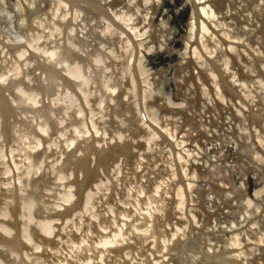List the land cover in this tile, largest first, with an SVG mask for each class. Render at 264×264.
<instances>
[{
    "label": "rangeland",
    "instance_id": "374dc122",
    "mask_svg": "<svg viewBox=\"0 0 264 264\" xmlns=\"http://www.w3.org/2000/svg\"><path fill=\"white\" fill-rule=\"evenodd\" d=\"M85 2L102 13L87 11V4L80 14L55 0H0V44L9 46L0 45L2 79L27 73L19 53L28 46L65 57L88 50L83 63L96 62L87 75L88 105L80 99L67 103L76 122L65 129L69 122L61 111L51 135L50 122L35 108L38 97L36 105L24 106L21 120L15 116L5 160L39 149L38 138L52 150L48 166L56 172L60 150L78 142L74 163L85 156L90 137L99 153L124 150L108 166L83 217L61 225L60 241L35 255L31 250L26 263L179 264L178 249L188 252L197 243L222 258L234 247L239 264L260 259L264 129L250 116L264 119V76L254 68L256 59H264V0ZM36 11L33 31L25 32ZM237 72L249 77L247 85L230 82ZM221 77L237 99L225 93ZM112 139L116 143L109 144ZM95 158L91 152L88 165ZM31 166L33 172L38 168ZM0 181L3 187L9 182ZM91 224L98 232L108 230L94 232ZM116 244L122 246L119 254L110 247Z\"/></svg>",
    "mask_w": 264,
    "mask_h": 264
},
{
    "label": "bare ground",
    "instance_id": "6f19581e",
    "mask_svg": "<svg viewBox=\"0 0 264 264\" xmlns=\"http://www.w3.org/2000/svg\"><path fill=\"white\" fill-rule=\"evenodd\" d=\"M43 1H45V5H48L49 0ZM55 1L59 2L61 6L68 5L76 8L80 14L86 12V8H84L86 4L89 7L87 11L102 13V9L96 4L85 2V0ZM220 4L216 1V5L220 6ZM205 11V7L200 8V17H203ZM38 12H32L29 15L25 32L33 31L30 20ZM201 28L203 30L204 27ZM191 29L193 31V26ZM3 47L9 48V46ZM74 53L73 55L68 52L66 54L69 56L65 57L62 52L57 54L28 46L24 53H19L25 58L23 63L27 70L21 79H2L3 74L0 72V179L9 180L8 183H4L6 187H3V183L0 181V264H27L26 262L29 261L32 254H38L43 247L53 246L59 242V227L82 216L81 214L90 205L93 192L101 190L104 177L108 175V166L117 155L124 151L113 148L107 154L99 153L97 151L99 146L96 145V148H93L91 143L95 139L90 137V142L83 151L85 156L74 163L70 161V157H73L74 150L78 148V142H75L66 151L60 150L62 163L58 172L48 166L49 159L53 154L50 148L43 147L44 140L42 138L36 139L40 144L36 151L13 153L9 160H5L2 155V151H6L10 143L14 141L15 116L18 115V120H21L22 115L27 113V108L24 106L36 105L35 101L38 97L41 99V105H37L38 107L35 108H40L46 120L50 122L49 133L51 135L56 130L53 121L56 120L57 115L61 114V111L66 121L69 122V125H65V129L76 122V118L68 113L67 103L71 104L80 99L86 106L88 105L87 95L90 80L87 75L93 71L96 62L93 60L92 64L83 63L82 56L84 53H88V50H74ZM45 58L48 60L45 61ZM254 68L256 74L263 77L264 59H256ZM229 76L230 82L234 86L247 85L249 82V77L239 76L238 72L231 73ZM220 81L225 93L237 99L233 88L229 86V81H226L224 77H221ZM250 119L255 124L259 121L258 125L262 126L260 130L264 129L263 117L251 115ZM113 143L116 142H113L112 139L109 144ZM91 152L96 156V162L92 166L87 162V157ZM79 156L81 155L77 154V157ZM19 160L23 161L24 165L28 163V166H19L21 162ZM33 164L38 167L35 172H33L34 167L31 166ZM29 166L31 169L28 170ZM98 166L103 167L99 176L96 175ZM78 170L80 173L77 174ZM95 177L98 179L94 180ZM258 194L259 192H256L252 197L256 199ZM172 215H175V211ZM90 227L94 232H98L93 224ZM103 230L100 229L98 233L106 234L108 227H103ZM35 241H39L40 245L37 246ZM193 245L190 244V247ZM110 247L117 254L122 251V249H117L122 247L121 245H110ZM194 247L190 248L188 252L187 248L183 249L184 251L181 248L178 249L179 264H239L231 253L235 250L234 247L226 248L224 254H227L228 258L204 253V247L201 248L198 243ZM31 250H33L32 254ZM260 255V259L257 258L251 264H264V252Z\"/></svg>",
    "mask_w": 264,
    "mask_h": 264
}]
</instances>
